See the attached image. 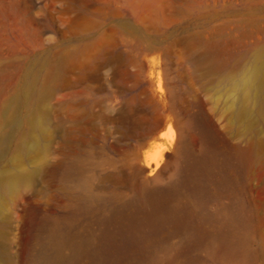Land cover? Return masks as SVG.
<instances>
[{
  "label": "rangeland",
  "instance_id": "374dc122",
  "mask_svg": "<svg viewBox=\"0 0 264 264\" xmlns=\"http://www.w3.org/2000/svg\"><path fill=\"white\" fill-rule=\"evenodd\" d=\"M255 64L260 79L250 87ZM28 80L48 89L26 95ZM262 98L264 0H0V264H30L52 220L71 218L86 197L100 206L112 194L135 197L132 224L106 232L80 221L90 250L75 264H94L93 254L115 264L118 251L103 253L97 238L120 244L149 218L168 221L124 264H247V252L264 264V153H235L264 144ZM182 126L189 153L174 156ZM209 130L231 181L196 190L195 155ZM76 158L84 162L75 168ZM23 170L34 174L11 194L7 185ZM175 170L188 183L164 189ZM146 180L159 187L144 191ZM238 201L254 227L234 220L239 253H217L215 227L240 215ZM177 206L181 223L167 216ZM200 217L207 232L197 237L188 224Z\"/></svg>",
  "mask_w": 264,
  "mask_h": 264
},
{
  "label": "bare ground",
  "instance_id": "6f19581e",
  "mask_svg": "<svg viewBox=\"0 0 264 264\" xmlns=\"http://www.w3.org/2000/svg\"><path fill=\"white\" fill-rule=\"evenodd\" d=\"M66 58L67 54L65 52L61 53L58 60L59 67L63 66ZM260 73V69L257 64H255L252 72L246 78L248 86L251 87L259 81ZM47 89L48 85L45 83L37 86L34 82H31V80H28V82H25L24 93L26 95L38 96ZM257 105L259 108H262L264 106V98L260 100L258 99ZM177 135L174 156L187 155L189 153V147L186 126L180 127ZM216 135L217 134L213 131L209 130L207 132L206 143L202 146L203 148L201 149V152H198V155H195V160L201 168V177L194 185L196 190L207 182L216 184V187L220 189L227 187V184L229 183V173L225 167V161L227 159L226 154H222L223 156L220 163L216 161L218 152H216L217 150L213 145ZM263 145L261 142L256 140L250 141L244 147L236 149L235 153L240 159H247L259 150H262L264 153ZM82 162H84L83 159L76 158L72 160L71 164L76 168L81 165ZM157 165L158 163H156L154 168H156ZM154 168L153 170H155ZM33 174L34 172L29 170H23L14 174L11 181L7 185L10 193H13L19 180L30 179ZM165 183L166 187L164 189L176 188L179 185L188 183V178L181 174L180 171L175 170ZM158 185L159 184L156 181L150 182L149 180H146L141 187L144 191H152L157 189L159 187ZM202 191L206 192V189ZM243 208V204L238 201L237 209L239 210L240 215L234 216L232 213L225 215L220 220L218 226L215 227L213 233L217 238V253L220 252L229 256L237 255L239 253V240L236 236L237 233H235L233 221L239 220L242 224H244V226L253 225V221L250 216L242 212ZM138 210L139 208L136 204L134 196L125 198L119 194H112L100 206H96L89 197H86L75 206L71 218L52 220L47 232L43 235L44 237L40 247L32 256L30 264H75L74 257H77L83 252L89 253L88 251L90 250L88 241L79 238L80 233L83 231L80 221H95L103 231L109 232L111 230L110 227L116 223L131 225L133 215ZM183 213L182 208L177 206L169 212L167 216L173 218L177 223H181L180 220ZM167 221L159 218H149L139 226V229H133L129 233L124 234L120 244H116L112 237L109 236V242L106 244L104 243L105 241L102 237H98L95 242V246L99 250H102L103 253L110 249H116L118 254L115 258V264H124L125 257L130 255L134 248L143 249L151 237L155 238L161 233L160 231ZM207 221L208 218L200 217L194 219L188 224V226L193 229L192 230L190 228L194 236L202 237L206 234L207 230L205 226ZM75 235H78V239L73 241V237H75ZM67 248L68 251H66ZM241 256L243 262L251 264L254 253L247 252ZM91 257H94V264H109V261L111 260L108 256L99 257L98 254H93ZM220 264L232 263L221 261Z\"/></svg>",
  "mask_w": 264,
  "mask_h": 264
},
{
  "label": "clouds",
  "instance_id": "9594fccd",
  "mask_svg": "<svg viewBox=\"0 0 264 264\" xmlns=\"http://www.w3.org/2000/svg\"><path fill=\"white\" fill-rule=\"evenodd\" d=\"M107 71V70H106Z\"/></svg>",
  "mask_w": 264,
  "mask_h": 264
}]
</instances>
